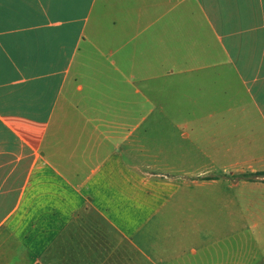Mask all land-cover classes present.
I'll return each mask as SVG.
<instances>
[{"label": "crops", "instance_id": "1", "mask_svg": "<svg viewBox=\"0 0 264 264\" xmlns=\"http://www.w3.org/2000/svg\"><path fill=\"white\" fill-rule=\"evenodd\" d=\"M237 172H264V0H0V264H264ZM224 197L248 258L204 238Z\"/></svg>", "mask_w": 264, "mask_h": 264}, {"label": "rangeland", "instance_id": "2", "mask_svg": "<svg viewBox=\"0 0 264 264\" xmlns=\"http://www.w3.org/2000/svg\"><path fill=\"white\" fill-rule=\"evenodd\" d=\"M226 172L227 173H225V175H227V176L232 175V174H230V173H232V170H227ZM247 175H249V174L248 173H243V172H240V173L237 172V173L233 174L231 181H236L237 179L243 180V179L240 178V176L242 177V176H247ZM248 200L249 199H247V198H243V200H242L243 207L240 206V210L244 209L245 207L247 208V201ZM223 203H224V208H223L224 212H223V216H222V222H220L221 216L216 217L215 220H214V221H216L215 224H217L218 227H219L218 229H221V231H219V230L218 231H210V229H209L207 231V233H203L205 235L204 238L207 240L208 244L209 243H213V242L218 241V240H223V243H224V245H223V247H224V256H222V258H223L224 261H231L233 258L237 257L238 254H240L239 257L241 256V257H244V258H248L249 252L251 250L248 249L247 246H248V242L249 241L251 242V240H248L249 232H248L246 227L249 226V222H248V220L245 219V217H243V216L240 217L239 216V218H240L239 219V228H240L239 236L238 237L235 236L233 238V235H232V232H231V227H230L231 226L230 225L231 224V217H229L227 215L228 214L227 208L230 209L231 207H233V210H234V209H236V207L228 205L226 203V198L225 197H224ZM218 206L220 207L221 204H219ZM209 210H213V209H211L209 207ZM206 213H207L206 215H203L202 223H203V225L204 224L208 225L209 228H210V225H213V224H211V221H213L211 218H214V215H209L208 214V209H207ZM260 232H261V234H260ZM263 233H264L263 231H257L256 232V236L257 237L254 240H255V242L257 244V247H262L263 246V245H261L263 243ZM235 240L238 241V244H240L241 248L242 247H246L245 250H242L244 252L241 251L240 253H236L235 254L234 252L237 249L234 248V250H233L232 248H230V246L232 247V245H231L232 242H236ZM243 242H246V244H243ZM251 247H253L254 250L258 253V255H260L259 254L260 251L258 249H255L254 246H251ZM250 254H252V253L250 252Z\"/></svg>", "mask_w": 264, "mask_h": 264}, {"label": "trees", "instance_id": "3", "mask_svg": "<svg viewBox=\"0 0 264 264\" xmlns=\"http://www.w3.org/2000/svg\"><path fill=\"white\" fill-rule=\"evenodd\" d=\"M256 177H264V172L249 174L247 176H242V177L240 176L241 179H243L245 181H251V182L256 181L255 180ZM205 179H211V178L210 177H206Z\"/></svg>", "mask_w": 264, "mask_h": 264}]
</instances>
